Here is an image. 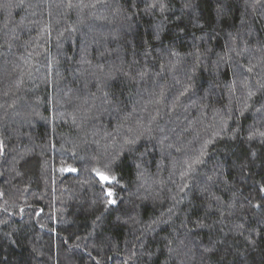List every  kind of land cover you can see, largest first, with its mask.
I'll return each instance as SVG.
<instances>
[{
    "label": "trees",
    "instance_id": "16d2710c",
    "mask_svg": "<svg viewBox=\"0 0 264 264\" xmlns=\"http://www.w3.org/2000/svg\"><path fill=\"white\" fill-rule=\"evenodd\" d=\"M262 133L264 0H0V264H264Z\"/></svg>",
    "mask_w": 264,
    "mask_h": 264
},
{
    "label": "snow or ice",
    "instance_id": "6c2138e0",
    "mask_svg": "<svg viewBox=\"0 0 264 264\" xmlns=\"http://www.w3.org/2000/svg\"><path fill=\"white\" fill-rule=\"evenodd\" d=\"M153 6H155V5H153ZM161 10H163V9H161ZM262 135H264V133H262ZM129 143H135V140H130ZM70 170L75 171V169H70ZM97 175L99 176L101 181H110L111 179H114V177L110 178L109 176L105 175L104 173H100V172H97ZM108 195L111 196L112 193L109 192ZM109 203H115V201L110 200Z\"/></svg>",
    "mask_w": 264,
    "mask_h": 264
},
{
    "label": "water",
    "instance_id": "95a60500",
    "mask_svg": "<svg viewBox=\"0 0 264 264\" xmlns=\"http://www.w3.org/2000/svg\"><path fill=\"white\" fill-rule=\"evenodd\" d=\"M104 182H107V181H104Z\"/></svg>",
    "mask_w": 264,
    "mask_h": 264
}]
</instances>
